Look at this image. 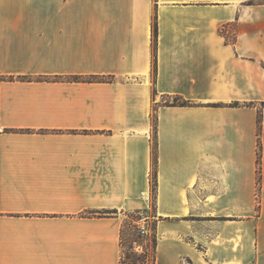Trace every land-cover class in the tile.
<instances>
[{
    "label": "crops",
    "instance_id": "0c3cea01",
    "mask_svg": "<svg viewBox=\"0 0 264 264\" xmlns=\"http://www.w3.org/2000/svg\"><path fill=\"white\" fill-rule=\"evenodd\" d=\"M152 261L264 264V0H0V264Z\"/></svg>",
    "mask_w": 264,
    "mask_h": 264
},
{
    "label": "rangeland",
    "instance_id": "374dc122",
    "mask_svg": "<svg viewBox=\"0 0 264 264\" xmlns=\"http://www.w3.org/2000/svg\"><path fill=\"white\" fill-rule=\"evenodd\" d=\"M151 213V204L146 208L144 211L139 210L137 211H131L128 213V219L124 222V225L122 227V245H123V256H138L137 253L132 249V242L135 240L142 245L145 244L147 247L148 260L151 261L153 259V250H154V244H155V237L153 236V231L147 238V240L144 239V237H140L137 233L136 229V220L137 218H140L142 215H147V220L149 223V226L152 229V221L150 219L149 214ZM142 256V255H140ZM154 263V262H153Z\"/></svg>",
    "mask_w": 264,
    "mask_h": 264
},
{
    "label": "built area",
    "instance_id": "2783aa9c",
    "mask_svg": "<svg viewBox=\"0 0 264 264\" xmlns=\"http://www.w3.org/2000/svg\"><path fill=\"white\" fill-rule=\"evenodd\" d=\"M147 215H142L140 216V218H137L136 220V229H137V233L140 237H144L145 240H147V238L149 237V235L152 233V229L149 226L148 220H147ZM148 236V237H147ZM147 237V238H146ZM132 249L135 252H138L139 254H144L146 256V254L148 255L147 252V247L145 244H141L137 241H133L132 242ZM146 258L148 259V257L146 256Z\"/></svg>",
    "mask_w": 264,
    "mask_h": 264
},
{
    "label": "trees",
    "instance_id": "16d2710c",
    "mask_svg": "<svg viewBox=\"0 0 264 264\" xmlns=\"http://www.w3.org/2000/svg\"><path fill=\"white\" fill-rule=\"evenodd\" d=\"M96 78L100 79V80H102V79L110 80L111 79L110 77H96ZM175 102L176 103H180V104H184V101H180L178 99ZM258 161H259V158H258ZM145 257L146 256L144 254H143V256H140V255H138V256H129V255H127V256L124 257V259L126 261H128V262L136 263V262H144V261H146ZM152 264H153V261H152Z\"/></svg>",
    "mask_w": 264,
    "mask_h": 264
}]
</instances>
